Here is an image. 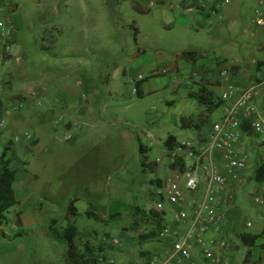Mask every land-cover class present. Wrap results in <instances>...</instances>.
<instances>
[{
    "label": "rangeland",
    "instance_id": "374dc122",
    "mask_svg": "<svg viewBox=\"0 0 264 264\" xmlns=\"http://www.w3.org/2000/svg\"><path fill=\"white\" fill-rule=\"evenodd\" d=\"M11 1L18 6L21 23L17 40L10 44L13 56L5 51L0 59V150L4 142H12L15 186L30 201L22 209L19 201L0 222V264H65L66 244L50 235L48 224L52 218L58 226L73 219L65 208L74 196L79 212L74 221L83 234L77 245L89 240L104 249L95 264H108L111 258L117 264H144L147 255L159 254V235L148 238L158 229L150 210L157 201L155 187L172 169V163L165 167L159 161L151 171L148 162L166 159L167 147L176 142L165 145L169 134L193 138L191 130L179 132V116H193L203 108L177 85L191 80L188 67L180 65L177 71L172 64L179 52L189 49H205L212 57L211 40L221 41L219 33L196 22L198 13L186 12L184 20L182 7L170 9L157 0L152 5L148 0ZM137 4L148 11H138ZM168 22L169 30L163 27ZM260 25L254 15L246 24L250 31L239 33L232 44L231 55L238 56L242 45L261 55ZM2 46L0 42V50ZM262 68L257 64L254 70L261 71L264 82ZM85 78L88 86L79 82ZM137 81L141 96L134 92ZM188 87L197 91L200 85L190 81ZM222 91L220 87L214 93L220 96ZM45 97L52 100V108L45 107ZM256 98L264 113V87ZM84 105L88 110L83 118L72 120L71 128L65 126ZM222 111L223 106L216 107L208 122L217 121ZM35 117L49 125L39 129V136ZM25 131L32 141L15 140ZM66 135L72 138L66 140ZM89 201L94 208L89 209ZM169 209L164 201V212ZM86 210L96 217H87ZM18 231L22 235L12 237ZM241 255L242 249L234 253L237 264H242Z\"/></svg>",
    "mask_w": 264,
    "mask_h": 264
},
{
    "label": "crops",
    "instance_id": "0c3cea01",
    "mask_svg": "<svg viewBox=\"0 0 264 264\" xmlns=\"http://www.w3.org/2000/svg\"><path fill=\"white\" fill-rule=\"evenodd\" d=\"M157 2L161 4L167 3V7L170 9H173L175 6L182 7L184 20H186V12L198 13L201 15V18L196 15V22H201L200 25L205 26L206 29L212 33H219L218 35L221 39L219 42L216 41V38L211 40L213 42L210 53L212 57H208L205 49L196 48L184 50L178 53L175 65L172 64L173 68L176 69V66H178L176 69L178 71L180 69V65L184 64L188 67L187 69L190 74L189 78L191 79V82L199 83V85L206 84L207 87L214 92H216L217 88L220 87L224 90L230 82H235L241 86H250L253 85L255 79L258 78L259 84H255L256 103L258 89L264 87V82H262L263 79L261 78V71L256 73L254 69L257 64H260L264 60V41L260 43L259 47H257L262 52L260 56H255L252 48L247 49V45H242L244 49L238 56L235 57L231 55V49L233 48L232 44L234 41H238L237 36L239 33H242L243 31L247 32V30L250 31V28L246 27V24L253 22L256 10H259L263 20V23L259 26L257 31L260 34H264V0H157ZM152 3V0H148L149 5H152ZM135 8L141 12L148 11L147 8H143L139 4L135 5ZM213 10H216V13H213ZM0 16H6L9 19V26L11 28L10 36L0 38V42L3 44L0 50V59L2 60L1 56L3 52L7 51L6 54L12 55L9 51L10 44L11 42H15L17 40V31L21 23L17 4L11 0H0ZM163 27L168 30L171 29V22L163 23ZM6 45L9 46V50H5ZM187 51H193L195 54L193 56H183L182 53ZM204 58H206L212 66H205L206 61H203ZM20 59L21 57L16 55V60L20 61ZM180 62L183 63L181 64ZM224 67L228 69L227 77L220 74L221 68ZM190 81L188 83L186 82V84H177L178 86H182L188 90L187 96L190 91H194L188 87ZM79 82L81 84L84 83L86 86L89 85V80L87 78H85L84 81L80 80ZM215 83H218L219 85H213ZM180 88H178L175 92H178ZM31 92L34 91L32 90ZM45 99H47V97H45ZM81 100L82 97H80V102H82ZM195 101L197 100L195 99ZM45 104L46 108L53 107V102L50 99H47ZM199 104L202 105L201 103ZM230 104L231 101H223L220 104L223 106L220 118L211 123L206 122L199 129L195 128L193 125H183L182 121L183 119L188 121L191 118L196 120L198 114L205 109L204 105L202 109H199L196 115L179 116V132L181 131L183 133L186 129H188L194 133L193 138L191 139L196 141L203 140V138L211 130L212 125L223 120L224 113L226 111L225 109L230 106ZM87 110L88 109L85 105L78 107V109L74 112L76 116H69L70 120L65 123V126L70 128L73 127L72 120L75 123L77 118H83V115L87 112ZM257 110L259 113L264 114L260 111L258 106ZM48 126L49 125L46 122L40 121L39 119L37 121L36 117L33 119V127L36 136H39L38 132L40 128H47ZM169 135L174 136L176 142L186 140L179 139L175 133H171ZM234 148L239 155L246 156V166L244 168L228 172L225 169L223 151L209 148L205 161L200 165L195 166V171L200 178L201 183L195 191L190 193L187 192V194L193 197L196 201L205 199L207 190L212 185V175L216 172L220 173L224 177L226 184L223 203L220 206V210L223 214H225L226 224L221 231L209 230L204 234L203 239L207 244H210L215 249L217 257H227L230 260L228 264H237L234 253L242 249L241 262L242 264H245L244 257L248 247L242 243L238 234L241 232L258 233L260 236L256 240L255 245L250 248L251 254L247 264H264V181H257L255 178L256 171L259 167H263L264 170V137L257 135L252 130L250 124L242 123L239 131V137L234 145ZM162 163H165V167L167 166L166 159H164ZM189 167H192V163L190 160H187L185 162V171H188ZM168 171L169 172L166 171L164 178L167 176L175 178L179 182L180 187H182L185 191V179L183 173H178L175 169H169ZM14 189L16 197L20 201V208L22 209L24 206L28 205L30 198L26 195V191H22V189L17 191L15 182ZM35 203L38 208L40 199H38ZM168 214H170V218H167ZM163 217L166 229L171 231V233L176 231L178 232L177 236L182 237L187 227H189L192 223L194 212L190 210L188 218L181 223L176 220L175 214L170 209L168 213H166V211L164 212ZM22 218L23 214L21 218H19L20 222ZM236 239L239 240V243ZM159 248V254H164L165 249L162 246V243L159 245ZM191 256L197 264H209L202 254L199 245H192ZM118 262H120V260H118Z\"/></svg>",
    "mask_w": 264,
    "mask_h": 264
},
{
    "label": "built area",
    "instance_id": "2783aa9c",
    "mask_svg": "<svg viewBox=\"0 0 264 264\" xmlns=\"http://www.w3.org/2000/svg\"><path fill=\"white\" fill-rule=\"evenodd\" d=\"M255 12L256 22L262 24L263 20L259 10ZM213 13H216V10H213ZM10 33L9 19L6 16H0V38L10 36ZM5 50H9L8 45L5 46ZM262 69L264 72V65ZM220 74L227 77L228 69L226 67L221 68ZM140 78L142 76L139 74L138 79ZM134 92H136V88H134ZM255 92V84L241 86L235 82L228 83L219 97L222 101H231L230 106L225 109L223 120L214 123L203 140L186 139L167 147L165 155L167 166L171 163L185 164L187 160H190L192 167H189L188 171L185 169L182 171L186 192L180 187L179 182L171 176L165 177L162 184L155 187L157 201L154 209L158 212L164 211V201H167L170 210L175 214L179 223L188 218L190 210L194 212V217L182 237H178L176 231L171 233L168 229H163L159 233V239L165 253L147 255L144 264H197L191 256L193 244L200 246L201 252L209 264L229 263L230 260L227 257H217L215 249L203 239L204 234L209 230L221 231L226 224L225 214L220 210L226 188L224 177L218 172L212 175V185L208 188L205 199L196 201L187 192L195 191L200 185L201 181L195 171V166L205 161L209 148L223 151L225 169L228 172L246 166V156L239 155L235 151L234 145L238 140L242 123L250 124L257 135L264 137V114L257 110ZM21 138H28L29 141L34 139L28 131L23 132L20 136H15V140ZM71 138V135L65 136L66 140ZM155 161L164 160L157 157ZM175 170L181 173L178 166ZM113 242L118 243V239L114 238ZM108 264H117V262L111 258Z\"/></svg>",
    "mask_w": 264,
    "mask_h": 264
},
{
    "label": "trees",
    "instance_id": "16d2710c",
    "mask_svg": "<svg viewBox=\"0 0 264 264\" xmlns=\"http://www.w3.org/2000/svg\"><path fill=\"white\" fill-rule=\"evenodd\" d=\"M137 9V8H136ZM195 52L187 51L183 52V56H193ZM264 65V60L260 63V66ZM140 81L136 82V94L141 96V89L139 87ZM188 96L196 99L199 103L205 106V109L202 110L196 120L192 118L187 120L183 119V125L189 126L193 125L195 128L199 129L209 120V114L213 112V110L218 107L223 101L217 97L213 90L209 89L206 84H201L197 91H190ZM1 109L2 103L0 101V117H1ZM175 141L174 136H168L165 139V145H170V142ZM0 150V222L3 220L6 221L7 214L10 209L19 204V200L16 197L14 182H15V171L11 167L12 161L15 159L14 149L12 147V142L7 141L4 142L1 146ZM139 151L143 154L142 165L146 166L145 162L147 160V156L145 153V147L140 144ZM179 171H184L185 164L178 163L177 164ZM148 169L154 171L157 167L156 161L148 162ZM172 169L176 168L175 164L171 165ZM264 170L263 167H259L256 171L255 178L257 181H264ZM160 185V184H159ZM78 200V197L74 196L70 198L68 204L66 205L65 211L67 215L73 217V219L66 220L65 225L58 226V219L52 218L48 224V231L51 236L55 237L58 240L64 241L66 244L65 250V264H95L97 263L99 255L103 253L104 249L101 245L95 246L91 241L85 240L81 246L77 245L76 238L83 235L78 227L74 219L78 216V208L75 205V202ZM89 209L94 208V204L92 201L88 202ZM150 213L152 218H154V222L158 229L152 230L148 234V238H154L159 235L161 228L164 226V211L158 212L155 209H151ZM85 215L87 217H96V214L93 212L86 210ZM22 235L21 231H18L13 234L12 237H17ZM240 240L244 245L248 247L244 257V263L247 264V261L250 257L251 250L250 248L255 245L256 240L260 236L258 233H249V232H241L238 234ZM140 238H146V236L141 235ZM264 246V244H263Z\"/></svg>",
    "mask_w": 264,
    "mask_h": 264
}]
</instances>
